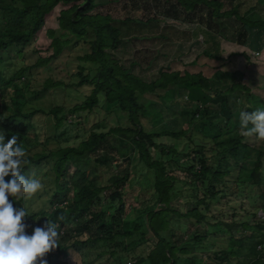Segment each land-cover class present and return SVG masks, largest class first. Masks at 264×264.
<instances>
[{
  "label": "trees",
  "instance_id": "obj_1",
  "mask_svg": "<svg viewBox=\"0 0 264 264\" xmlns=\"http://www.w3.org/2000/svg\"><path fill=\"white\" fill-rule=\"evenodd\" d=\"M178 1L185 9L202 3L212 13L215 12L218 18L229 15L228 12L220 13V0ZM96 6V0H0V91L7 88L10 82L7 75L12 65H7L11 57L7 55L17 49L16 53L23 57L25 48L34 43L37 33L55 11H58L56 26L60 32L57 36L55 30L49 31L52 41L46 51H51L50 54L41 55L31 66L16 68L13 76L21 77L30 69L48 65L71 45L74 38L72 48L84 49V52L77 56L80 62L75 76L80 80L72 87L88 85L92 88L86 99L74 105L67 116L61 114L62 109L59 107L28 113L19 109L15 114L7 116L0 114V132L5 138L15 135L17 142L26 149L29 163L22 172L27 178L33 166H41L39 179L47 196L46 206L38 210L34 207L39 201L38 195L28 201L17 199L16 203L29 212V223L43 216L59 225V233L76 237L71 247L62 245L54 258H47L48 264H68L74 255L78 254L81 258V251L99 246L104 249L98 258L109 254L117 264H127L130 259H135L134 264H264V220L251 226L247 221L233 220L235 213L232 219L225 221L210 215L214 204L229 198L233 189H238L239 185L257 186L260 200L264 204V141L257 140V144L251 145L245 141L237 122L228 119L221 125L218 119L215 122L209 121L206 118L209 109L205 108L200 124L203 128L210 125L212 132L216 131L211 137L215 140V147L221 150L216 152L215 147L208 149L201 146L199 152L184 154V165L173 160L179 167L182 165L181 174H187L190 178L186 182L182 178L183 187L178 191L176 183L181 178L168 169L163 159L155 158L153 151H160L163 155L175 152V156H178L176 148L166 151L164 145L156 139L166 135L176 139L189 138L188 132H147L139 117L144 109L137 100V93L166 89L171 83L189 90L193 100L204 106L219 92L225 106L228 105V97L233 94L237 100L245 93L250 102L253 98L250 90L239 83L218 89L216 83H220V80L206 77L201 72H185L184 75L162 72L160 78L146 82L123 67L113 56L112 51L121 46L122 29L115 26L116 20L109 15L93 14ZM58 85L61 84L48 81L42 90H36L33 95H40L49 87ZM255 103V106H261L258 101ZM261 104L264 106V103ZM102 110L106 114L100 117L96 128L75 145L63 146L50 152L45 149L31 152L32 149L25 146L26 137L30 136L29 128L32 127L25 119L37 113L53 114L58 129L64 125L68 115L82 117L93 112L101 113ZM246 111L252 109L248 107ZM112 115H116L118 124H112L108 130L103 129L101 121L112 119ZM122 118L129 121L128 126L119 124ZM226 129L232 133L225 136L224 140H218L220 132ZM131 153H137L140 161L151 171L157 197L156 205L138 216L133 226L129 224L131 218L126 219L124 193L127 176L110 178L108 183L101 184L97 173V166H106L111 161L119 162ZM51 157L54 158V164L49 169L44 165L48 164ZM111 189L113 191L106 195ZM184 193H188L187 196ZM177 202L179 209L174 205ZM247 216L250 214L247 213ZM213 219L216 223L212 222ZM204 226L206 231L203 234L190 236L193 228L201 229ZM250 227H254L260 234H254L255 242L245 255L227 248L211 251L204 244L211 241V234L227 231L230 234L227 241L233 242L232 246H241L247 236L237 237L236 232H244ZM136 233L148 239L145 242L150 245L148 251L139 252L144 242L127 250L124 239L130 238L136 242ZM85 234L87 236L82 240ZM202 249L208 250L207 255L202 254ZM95 261L93 259L84 264H94Z\"/></svg>",
  "mask_w": 264,
  "mask_h": 264
},
{
  "label": "rangeland",
  "instance_id": "obj_2",
  "mask_svg": "<svg viewBox=\"0 0 264 264\" xmlns=\"http://www.w3.org/2000/svg\"><path fill=\"white\" fill-rule=\"evenodd\" d=\"M96 2L97 6L92 13L109 15L112 19L116 20L114 22L115 26L122 29L121 46L119 49L112 51L113 56L123 67L129 69L133 74L138 75L146 82H152L160 78L162 72L176 73L180 71L178 73L181 75H184L186 71L189 73L201 72L205 74L204 76L214 78L215 80H219V78L224 76V74L220 73L223 71L221 68L223 65L213 59H209L205 54L200 55L202 54L201 51L193 50L192 48V53L178 59L177 50L175 49V37L177 33L180 34L179 31H176L175 25L198 21L200 24L210 26V18L207 14L208 10L203 4L196 5L193 11L187 13L183 5L179 6L178 0H96ZM177 14H181V16L179 17ZM57 15L58 11H55L47 18V24L37 33L34 43L25 48L23 57L16 53L15 50L17 49H14L7 55V57L11 56L8 59L7 65H12V67L7 75L10 78L9 86L0 91L1 115H13L19 109H22L24 113H28L37 111V109H46L48 111L59 107L62 109L61 114L67 116L69 114L68 111L74 105L83 102L89 93H91L92 88L88 85L79 88L72 87L74 83L80 80L75 76L80 62L77 56L84 52V49L82 51L79 48H72L75 42L74 38L71 45L67 46L48 65L30 69L21 77L13 76L16 68L31 66L41 55L50 54L51 51H46L52 41L49 31L55 30L57 36L60 32L58 26H56ZM227 23L229 24L230 22ZM0 24H2L1 21ZM238 30L234 31V33H237L240 37L241 31ZM232 32V30L227 31L225 28L222 29L223 35H227L228 37H231ZM181 33L183 32L181 31ZM204 34L206 39H208V33ZM196 36L197 38H201L198 33ZM199 41L204 43L202 39H199ZM177 46L180 45L177 44ZM213 51L212 49L209 54ZM252 62H255L256 66L251 70L248 82L246 81L247 78L243 79L247 84H250V88L252 89H250V93L253 98H251L250 102L246 98L247 94L245 93L237 100H235L233 94L228 97V105L225 106L223 105L222 94L219 92L204 106L199 104L200 102H197L195 99L193 100V96H190L189 90L175 83H171L166 89L157 88L152 93H137L138 103L144 109V112L139 116L140 122L147 132H175L181 130L188 132L189 138L176 139L174 136L166 135L156 139L158 143L164 145L166 151L175 150L176 148L178 156H175V152L163 155L160 151H153L155 158L163 159L167 163L168 169L173 171L174 175L181 178L176 183L178 191L183 187V183L190 179L187 174L183 176L180 170L185 162L184 154L199 152L201 146H205L208 149L215 147V140L211 136L216 131L212 132L210 125L203 128L199 121L204 118L205 108L209 109L206 115L207 120L215 122L218 119L221 121V125H224L228 119L238 123V113L241 110L246 111L248 107L252 110L264 108L261 104L264 103V55L258 56ZM48 81L61 85L49 87L45 92H41L40 95H33V92L36 90H42ZM216 85L218 89H221L220 83H216ZM256 101L261 106H255ZM197 104H199V107H196L198 106ZM195 108H197V111L194 112ZM105 114V110H102L101 113L84 114L82 117L71 114L68 115L64 125L57 129L55 126L56 118L53 114L48 112L37 113L32 118L25 119V122L32 126L29 128L30 136L26 137L25 146L29 150L32 149L31 152H38L43 149L50 152L63 146L75 145L84 137H87L92 129L96 128L98 120H100V117L103 118ZM87 116L89 117L86 118ZM112 116V119H102L101 124L103 129L108 130L112 124H118L116 123V115ZM119 124L128 126L129 121L126 118H122ZM231 133L228 129L221 131L218 140H224L225 136ZM244 138L251 145L257 144V139L254 135L245 136ZM214 150L219 152L221 148L215 147ZM128 160H131V162L126 163ZM173 160H176L179 164L181 162L182 165L179 167L178 163H174L175 161L173 162ZM53 164L54 158L51 157L48 159V164L44 166L50 169ZM40 167L33 166L29 175L33 178H39L41 174ZM97 167L98 178L101 184L108 183L110 178L127 176L124 197L127 210L126 219L131 218V222H129L131 226L136 223L138 216H141L143 212L150 210L156 205L157 197L155 195L153 175L140 161L137 153H131L119 162L111 161L106 166ZM182 178H185L184 182ZM185 185L187 186L188 184ZM48 186L51 187V184ZM112 191L113 189L108 190L106 195ZM44 193L45 191L42 187L40 191L34 194V197L39 196V201L34 205L36 210L46 206L45 200L47 196ZM187 194L184 193L185 196ZM228 197L214 204L211 209V216L225 221L232 219V214L235 213L233 220L240 222L247 221L251 226H254L259 220H264V204L260 200V190L257 186L248 184L239 185L238 189H233L232 195ZM174 205L176 208H180L178 202ZM247 213L250 216H247ZM254 213L256 214L254 215ZM44 219L43 216H39L35 223H41ZM126 221L128 222L129 220ZM212 222L216 223V220L213 219ZM197 228H193L189 233L190 236L199 233L203 234L206 231L204 229L205 226L201 227V229L200 227L199 229ZM209 230L214 231L213 228ZM255 233L260 234L254 227H250L244 232H236L237 237L247 236V239L241 246L239 244L232 246L233 242L227 241L230 234L227 231H217V235L211 234V237H213L211 241L204 244H207L211 251L227 248L228 250H238L241 255H245L248 248L255 242ZM86 236L87 234L82 237V240ZM75 238L70 237L68 234L63 235L60 233L58 246L46 254V259L54 258L58 252V248L62 245L71 247ZM208 239L210 238L208 237ZM146 240L148 241L144 235L136 233V242L130 238L124 239L123 242L127 250H130L135 244H143L144 242L143 245H140L139 252H146L150 246L145 243ZM103 249L104 247L99 246L98 248L93 247L83 250L81 251L83 257L80 258L78 254L77 256L74 255L70 258L68 264H84V262L87 263L93 259L96 260L94 264H117L113 256L109 254L103 256L101 259L98 258V254ZM200 251L204 256L207 255L208 250L202 249ZM134 260L130 259L129 261H132V264H134ZM227 264L230 263L228 262Z\"/></svg>",
  "mask_w": 264,
  "mask_h": 264
},
{
  "label": "clouds",
  "instance_id": "obj_3",
  "mask_svg": "<svg viewBox=\"0 0 264 264\" xmlns=\"http://www.w3.org/2000/svg\"><path fill=\"white\" fill-rule=\"evenodd\" d=\"M238 124L243 136L264 141V108L241 110ZM28 163L17 137L0 132V264H48L46 254L58 246L59 225L48 218L29 223V212L16 203L31 200L42 189L39 178L22 172Z\"/></svg>",
  "mask_w": 264,
  "mask_h": 264
},
{
  "label": "crops",
  "instance_id": "obj_4",
  "mask_svg": "<svg viewBox=\"0 0 264 264\" xmlns=\"http://www.w3.org/2000/svg\"><path fill=\"white\" fill-rule=\"evenodd\" d=\"M220 1L222 3L220 13L228 12L229 15L218 18L215 16V12L212 13V10H208L205 6L208 10L210 26L200 24L198 21L175 25L176 31L180 32V34L177 33V36L175 34V49L178 59L192 53V48L199 50L202 53L200 55L205 54L209 59L223 65L221 67L223 71L220 73L224 76L219 78L221 87L239 83L250 90L251 86L247 82L251 70L256 66L255 62L252 61H255L258 56L264 55V0ZM196 5H202V3ZM179 6L182 5L179 4ZM194 9L195 7H188L187 9L184 7L187 13ZM227 22H230V25ZM224 28L227 31H233L231 37L223 35L222 29ZM237 30L241 31L240 37L234 33ZM203 32L208 33V39ZM197 33L200 34L201 38H197ZM199 39H202L204 43H201ZM212 49L214 51L209 54ZM245 78H247V82L243 81Z\"/></svg>",
  "mask_w": 264,
  "mask_h": 264
},
{
  "label": "built area",
  "instance_id": "obj_5",
  "mask_svg": "<svg viewBox=\"0 0 264 264\" xmlns=\"http://www.w3.org/2000/svg\"><path fill=\"white\" fill-rule=\"evenodd\" d=\"M261 247V245L259 246V248ZM128 264H132V261H129Z\"/></svg>",
  "mask_w": 264,
  "mask_h": 264
},
{
  "label": "water",
  "instance_id": "obj_6",
  "mask_svg": "<svg viewBox=\"0 0 264 264\" xmlns=\"http://www.w3.org/2000/svg\"><path fill=\"white\" fill-rule=\"evenodd\" d=\"M128 159V158H127Z\"/></svg>",
  "mask_w": 264,
  "mask_h": 264
}]
</instances>
